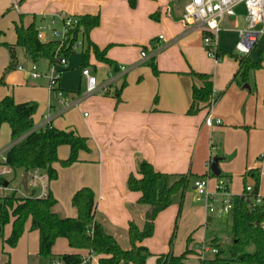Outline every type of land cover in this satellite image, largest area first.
I'll return each mask as SVG.
<instances>
[{"label": "crops", "instance_id": "crops-1", "mask_svg": "<svg viewBox=\"0 0 264 264\" xmlns=\"http://www.w3.org/2000/svg\"><path fill=\"white\" fill-rule=\"evenodd\" d=\"M135 2V6L141 2L138 11L130 9L128 0H0V41L10 44L15 43L14 26L19 22L25 27L34 22L38 27L61 13L75 17L99 16V24L90 30L89 40L100 50L105 49L113 65L97 61L90 50L85 67L96 75L100 84L107 83L105 90L100 88L84 96L85 86L82 89L81 85L85 82L81 73L84 46L66 57L67 65L59 81L63 96L59 97L48 88L46 75L50 64L47 60L36 63L40 75L34 78L26 70L29 61L23 49L17 47L18 67L5 72L9 52L0 45V78L3 81L0 98L10 96L16 103L31 102L39 98L34 92L41 91L43 99L33 116V130L52 125L61 130H73L87 139L90 150L80 151L76 162L66 167L53 164L57 177L48 182V191L56 200L54 211L62 217H75L77 211L71 204L72 196L82 187L90 188L94 192L96 220L120 245L125 243L121 245L125 248L128 247L129 223L134 221L141 226L144 220L145 207L137 203L140 194L126 186L129 174L138 176L136 169L141 160L167 175L191 174L184 200L189 191L193 193L194 179L206 175L210 176L211 190L221 178L226 181L230 193L239 196L245 186H254L252 175L255 172L259 174L258 194L264 198V59L250 80L240 84L233 79L238 62L227 54H237L235 47L239 41L238 31L245 27V9L240 6L239 14L223 18L219 31L221 45L218 44L221 55L220 60H215L205 53L203 33L187 30L182 22L189 0H169L165 7L159 0ZM157 10L158 18L154 21L150 15ZM125 16L129 17L126 24L129 23L132 31L122 38L119 37L121 32L113 30L119 21V25H125L122 20ZM45 36L46 40L52 39L49 30L45 31ZM18 49H22L21 53ZM142 50L148 55L143 60ZM249 54L253 60L264 54V34ZM151 61L158 73L152 71ZM122 63H130V66L120 71ZM191 72L211 75L213 91L219 95L211 115L219 119L220 124H205L208 105H201L196 113L188 114L192 86L202 85ZM65 100L67 104L60 102ZM48 115L51 120L45 124L44 118ZM8 133L10 135L9 126L7 129L2 125L0 151L14 143L11 138L7 143ZM69 152L67 145L59 146L58 158L66 159ZM212 158H217L219 175L210 170ZM172 206L178 208L172 204L162 210L154 220L153 235L141 243L150 251L158 220L173 210ZM202 210L203 236L207 229L211 234L201 241L189 234L188 248L194 250L201 242L213 240L222 250L218 234L227 227L230 215L207 217L205 209ZM188 213L190 217L198 214L192 208ZM171 224L168 223L167 234ZM27 229H30L29 223L24 232ZM7 236L4 234V238H0V264L11 263L9 247L3 241ZM228 240L226 236L222 241ZM63 253H79L89 257L90 264H100L99 256L85 249L71 248L65 238H58L52 254ZM151 253L156 257L166 250ZM192 258L198 260L190 254L185 264ZM41 259L37 257L33 264L50 263Z\"/></svg>", "mask_w": 264, "mask_h": 264}, {"label": "trees", "instance_id": "trees-1", "mask_svg": "<svg viewBox=\"0 0 264 264\" xmlns=\"http://www.w3.org/2000/svg\"><path fill=\"white\" fill-rule=\"evenodd\" d=\"M77 25L68 32L67 40L57 39L43 41L38 38V29L35 23L23 26L21 22L14 26L16 40L14 44L0 41L9 52V63L5 72L18 67L16 48L24 51L26 59L31 63L47 60L49 64L58 60L59 56L67 57L73 53L71 47L65 44L73 43L78 33L83 36V64L88 62L90 50L99 62L113 65L108 59L105 49L100 50L89 40V32L99 24L98 15H83L77 17ZM238 62V69L234 80L242 84L250 80L251 75L262 65L264 54L258 60L248 55L227 53ZM219 57L220 51L216 53ZM149 65L154 73H158L156 65L151 61ZM202 85L192 86L191 103L188 114L196 113L201 105H208L212 99L217 101L219 95L214 94L213 82L210 74L191 72ZM0 83H3L0 78ZM37 110L35 102L16 103L12 97L0 98V128L7 124L10 129V138L15 142L5 153L6 164L16 175L39 169L45 173L49 181L56 179L57 172L54 163L61 166H70L78 160L80 151L88 152L87 139L77 135L73 130H61L52 125L43 129L33 130V116ZM67 145L70 149L66 159H59L58 147ZM136 173L129 174L126 186L128 190L140 194L137 203L145 207L143 223L131 221L128 226V247H122L118 241L106 232L104 226L95 218L94 192L88 187L77 190L71 198V204L76 208L75 217H62L54 211L56 200L50 192L46 198L36 196V190H30L29 195L20 197L15 193L0 195V238H4V228L10 224V232L3 240L9 248H14L22 236L26 224L31 230L38 232V256L52 261L59 259L65 264H79L85 257L79 253H63L54 256L52 247L58 238H65L68 245L74 249H85L89 254L99 256L100 264H146L153 254L142 241L150 238L154 232L156 216L172 204L178 205L177 217L181 214L186 191L191 184V174L167 175L156 171L146 160L138 162ZM174 179L170 182L169 178ZM255 180L250 192L245 190L241 195L232 199L231 213V245L229 256L221 257V249L209 260L201 264H264V198L255 202L259 189V174L252 175ZM174 232L172 233L174 235ZM172 235V236H173ZM187 247L179 255L171 251L156 255L154 264H185L191 249ZM172 240L170 239V245ZM253 251H247L248 246ZM9 264V263H5Z\"/></svg>", "mask_w": 264, "mask_h": 264}, {"label": "built area", "instance_id": "built-area-1", "mask_svg": "<svg viewBox=\"0 0 264 264\" xmlns=\"http://www.w3.org/2000/svg\"><path fill=\"white\" fill-rule=\"evenodd\" d=\"M240 6L245 9V27L238 31L239 41L236 44L235 51L238 55H248L259 37L264 34V0H189L184 8L182 22L187 30H199L203 33L202 41L203 46L207 50V55L217 60L218 57L216 53L218 51V33L221 29L220 24L225 16L237 15V8ZM77 22V17L61 13L57 17L51 18L46 25L37 27L38 38L46 41L45 31L49 30L52 39L64 42L67 40L68 32L77 25ZM57 24L60 25V29L55 27ZM159 38L162 39V36H159ZM83 45V36L79 32L73 43L65 44V47H71V51H76L83 47ZM140 57L143 60L148 58V55L142 50L140 52ZM66 65V57L59 56L58 60L51 63L48 69V88L56 92L59 97L63 96V92L59 88V81ZM119 70H126V66L121 65ZM28 73L34 78L40 75L37 72L36 63H32ZM81 73L85 79L84 96H90L100 88L106 89L107 83L100 84L96 75H94L89 68H83ZM60 102L64 104L68 103L66 100ZM76 103L77 101L74 102V104ZM214 103L215 100L212 99L209 104V113L205 118V124L208 126L218 125L221 122L219 119H214L211 115ZM44 119L45 124H47L51 120V115L46 116ZM8 149L0 151V195L15 193L20 197H26L29 195L30 190L35 189L37 197L46 198L49 192V180L47 175L39 169H33L27 172L28 191L25 192L21 185L23 173L21 178L18 179V175L6 164L5 153ZM5 182L7 183L6 185L4 184ZM209 182L210 176L208 175L194 179L193 190L195 191L196 201L204 203L207 217H228L232 213V199L234 196L228 190L226 181L221 178L217 179L213 190L210 189ZM245 190L250 192L252 186L247 185ZM260 201L261 197L257 194L255 202L259 203ZM197 250L200 252L202 260H204L205 254L207 253L214 255L218 253L217 247L205 241L197 246ZM49 264L65 263L59 259H54ZM79 264H90L89 257H85Z\"/></svg>", "mask_w": 264, "mask_h": 264}, {"label": "rangeland", "instance_id": "rangeland-1", "mask_svg": "<svg viewBox=\"0 0 264 264\" xmlns=\"http://www.w3.org/2000/svg\"><path fill=\"white\" fill-rule=\"evenodd\" d=\"M136 1V0H135ZM141 1V0H140ZM161 4L164 5V7L167 5V3H169V0H159ZM128 3L130 5V9L132 10H136L138 11L141 7V2L138 3V6H135L131 4V1L128 0ZM136 3V2H135ZM135 6V7H134ZM241 8V7H240ZM238 8L237 12L238 14L241 12V9ZM157 11H154L150 16L152 18V20L155 21V19L158 18V16H156ZM120 19V17H118ZM129 17L125 16L122 20L123 23H125V25H119L120 21L114 25L115 29L113 30L115 33H117V31L121 32V35L119 37H126L129 33H131L132 31V27H129V23L126 24V22L128 21ZM55 27H57L58 29H60V25L57 24L55 25ZM222 39L221 36V32L218 33V44H220ZM204 47V46H203ZM205 53L207 54V50L204 47ZM22 49H18V53H21ZM251 53V52H250ZM219 59V57H218ZM220 60V59H219ZM125 66H130V63H122ZM42 69L44 67H41ZM47 77V75H46ZM82 85V89L85 86V82L81 83ZM39 92L41 91H37L34 92V96H38V99H35L34 101L31 102H35L37 104V110L38 108L41 106V101H42V94H39ZM36 110V112H37ZM35 112V113H36ZM5 128L8 129V125L7 124H3ZM8 142H10V135L8 133ZM22 174H19L17 177L18 179L21 178ZM173 180V178H169V181L171 182ZM177 205V204H174ZM173 210H169L168 212H166V214H164V216H161V218L158 220L157 226H156V230H155V239L153 240L154 243L151 247V251L154 253L157 252H162V250H166L167 251H171L173 254L175 253L176 255L181 254L187 247V237L189 236V234L192 233L193 238L197 239V240H202V238L205 236L206 239L208 238V236L211 234V231L209 229H207L204 233L203 236V228L202 225L204 223V218L203 216V208L204 207V203L203 202H199L196 201L195 199V191L193 190V193L189 191V193L186 194L185 200H184V204L182 206V211L181 214L179 215V217H177V213H178V208L176 209L175 206ZM195 209L197 211L198 214L196 215H191V217L189 216V210L190 209ZM170 222H172V224L169 226L170 227V231L169 234H167V230H168V223L170 224ZM175 230L174 235L172 234ZM10 232V224L6 225L4 228V234L8 235ZM173 235V236H172ZM228 237L229 240L224 242L222 241L224 239V237ZM231 216L228 217V222H227V227L223 229V231H221L218 234V241L221 242V247H222V252H221V257L223 258H227L229 256V248L231 245ZM170 239L172 240V243L170 245ZM151 241V240H150ZM206 243H209L215 247H217L218 249H220L219 245L217 244L216 241L210 240V241H206ZM122 246H125V243L121 242ZM8 248V247H7ZM10 253V257H11V263L10 264H33L35 263V261L37 260V257L40 258L37 254L38 252V234L36 230H30L27 229L26 232H23L22 236L20 237V239L18 240L16 246L12 249L8 248L7 250ZM247 251L252 252L253 251V246L250 245L247 248ZM191 255L195 256L197 259L192 258L188 264H201V262L203 261L201 259V255L200 252H198L197 247L194 250H191ZM213 257H215L214 254H205V258L204 260H209L212 259ZM155 256H151L146 264H153L155 261ZM41 259V258H40ZM42 260V259H41Z\"/></svg>", "mask_w": 264, "mask_h": 264}, {"label": "water", "instance_id": "water-1", "mask_svg": "<svg viewBox=\"0 0 264 264\" xmlns=\"http://www.w3.org/2000/svg\"><path fill=\"white\" fill-rule=\"evenodd\" d=\"M130 1H131V4H132V5L135 4V0H130ZM31 65H32L31 62H28V63H27V68H26L27 71L30 70ZM216 163H217V158H212V159L210 160V170H211V172H212L214 175H219V170L217 169V165H216ZM27 179H28V173H27V172H26V173H23V175H22V180H21V185H22L23 190H24L25 192L28 191V186H27V185H28V181H27ZM4 184L6 185L7 183L5 182Z\"/></svg>", "mask_w": 264, "mask_h": 264}]
</instances>
